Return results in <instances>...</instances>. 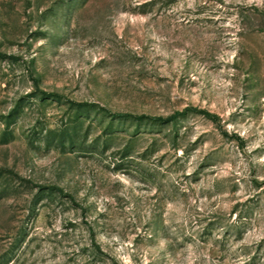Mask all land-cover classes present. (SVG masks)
I'll return each instance as SVG.
<instances>
[{"label": "rangeland", "instance_id": "rangeland-1", "mask_svg": "<svg viewBox=\"0 0 264 264\" xmlns=\"http://www.w3.org/2000/svg\"><path fill=\"white\" fill-rule=\"evenodd\" d=\"M0 264H264V0H0Z\"/></svg>", "mask_w": 264, "mask_h": 264}, {"label": "trees", "instance_id": "trees-1", "mask_svg": "<svg viewBox=\"0 0 264 264\" xmlns=\"http://www.w3.org/2000/svg\"><path fill=\"white\" fill-rule=\"evenodd\" d=\"M82 105H83V104H77V106H82ZM185 110H188V108L185 109ZM124 116H129V115H128V114H123L122 117H124ZM140 118H143V116H138V117H136L135 119L139 120ZM154 119H155L156 121H161L160 118H158V117H156V118H154ZM171 119H174V115L168 116V117L166 118L165 121H170Z\"/></svg>", "mask_w": 264, "mask_h": 264}]
</instances>
